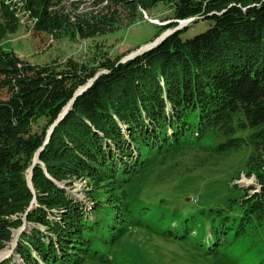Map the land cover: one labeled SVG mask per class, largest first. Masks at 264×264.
<instances>
[{
	"label": "trees",
	"instance_id": "obj_1",
	"mask_svg": "<svg viewBox=\"0 0 264 264\" xmlns=\"http://www.w3.org/2000/svg\"><path fill=\"white\" fill-rule=\"evenodd\" d=\"M123 1L133 2L109 0L116 5ZM134 2L144 10L167 3L173 7V19L196 17L193 22L208 20L210 26L186 39L182 32L188 26L184 27L132 60L108 58L96 66L71 62L65 68L22 59L2 44L5 33L0 32V249L11 239L10 228L22 223L17 215L26 214L34 227L21 234L15 254L24 264H63L65 258L74 263L71 246L80 249L92 240L93 231L104 228V223L95 229L90 225L85 205L71 199L62 183L85 175L94 178L104 168L128 177L156 149L193 145L219 115H228L230 127H222L220 133L212 130H217L215 150L240 143L229 137L235 125L253 130L247 167L262 183V191L243 204V199L232 200V215L214 210L227 224L215 229V218L210 219L201 235L202 249L218 252L241 227L244 230L242 217L248 219L246 225L264 220L258 214V204L264 206V0ZM52 5L53 0H27L38 26L46 31L60 28L66 20L52 14ZM8 10L0 0V30L14 17ZM177 26H163L159 35ZM76 29L84 36L99 30L81 21ZM100 72L74 99L77 90ZM72 99L48 138L46 129ZM41 120L45 127L33 131ZM227 129L229 135H221ZM42 147L40 163L32 171V189L27 171ZM33 200L35 207L28 210ZM175 217L182 223L187 219L184 214ZM183 236L185 230L176 235ZM14 260L15 256L6 264Z\"/></svg>",
	"mask_w": 264,
	"mask_h": 264
},
{
	"label": "rangeland",
	"instance_id": "obj_2",
	"mask_svg": "<svg viewBox=\"0 0 264 264\" xmlns=\"http://www.w3.org/2000/svg\"><path fill=\"white\" fill-rule=\"evenodd\" d=\"M1 1L14 16L8 25L1 26L0 32L5 33L2 44L31 63L54 64L59 68L68 67L71 62L96 66L108 58L124 57L129 50L135 51L154 40L164 30L162 24L173 21V7L163 2L144 10L135 7L134 0L119 5L109 0H53L49 10L67 21L63 20L60 28L46 31L38 26L39 19L27 6V0ZM79 21L99 30L84 36L76 29ZM209 26L208 20L193 22L182 32V37L191 38ZM227 117L219 115L193 145L156 149L152 158L149 156L148 162L128 177L104 168L94 178L80 176L63 185L71 199L85 205L90 225L95 229L104 223V228L98 233L93 231L92 240L80 249L71 246L74 263L67 258L62 263L264 264L263 219L246 225L248 219L242 217L244 230L241 227L232 239L229 236L228 244L216 253L211 250L208 254L202 249L201 235L203 228L206 231L211 225L210 219L215 218V229L227 224L214 210L232 215V200L238 199L234 203H239L243 199V204L252 194L262 191V183L247 167L253 149L252 129L235 125L229 137L234 141L239 139L240 143L214 149L217 130L230 127ZM44 127L41 120L32 130L40 131ZM50 130L51 127L46 129L47 137ZM33 203L34 200L28 210L35 207ZM258 206H262L258 214L263 218L264 206ZM178 214L187 215V219L182 223L175 217ZM17 217L22 223L10 228L11 239L0 249V264L12 261L14 256L16 260L12 264H24L15 254L21 234L30 232L34 225L28 223L24 213ZM181 230L187 236L179 239L176 235ZM40 264L47 263L40 261Z\"/></svg>",
	"mask_w": 264,
	"mask_h": 264
},
{
	"label": "water",
	"instance_id": "obj_3",
	"mask_svg": "<svg viewBox=\"0 0 264 264\" xmlns=\"http://www.w3.org/2000/svg\"><path fill=\"white\" fill-rule=\"evenodd\" d=\"M196 17H192V18H189V19H186V20H177V19H173V21H169L165 24H162V26H167L173 22H177L178 23V26L175 27V28H167L164 32H162L159 36H157L156 38H154V40H151V42H148L144 45H141L139 46L138 48H136V50L134 51L133 49L132 50H129L128 52H126L127 55H125L123 57V59L121 60V62H125V61H128V60H132L134 58H136L137 56L149 51V50H152L153 48L157 47L159 44H161L168 36H170L171 34H173L174 32L176 31H179V30H182L184 27H187L189 24L193 23V21H195ZM147 46V47H146ZM146 47V48H145ZM101 74L98 73L94 78L90 79L89 82L80 87L76 94H75V97L74 99L76 98V96H78L80 93H82L85 89H87L88 87H90L92 85V83L94 82L95 79L98 78V76ZM74 99H72L68 106L64 109V111L60 114L59 118L56 120L55 124L51 126V130L49 132V135H48V138L50 136V134L52 133L53 131V128L54 126L58 123V121L63 118V116L66 114V112L68 111V109L71 107V105L73 104V101ZM48 140V139H47ZM43 149V147L40 149V151ZM40 151H38L34 157V162H33V165L32 167L27 171V179H28V183H29V186L33 189V186H32V171H33V168L34 166L37 164V163H40V159H39V153ZM28 173L30 174L29 178H28ZM64 185V184H63Z\"/></svg>",
	"mask_w": 264,
	"mask_h": 264
},
{
	"label": "bare ground",
	"instance_id": "obj_4",
	"mask_svg": "<svg viewBox=\"0 0 264 264\" xmlns=\"http://www.w3.org/2000/svg\"><path fill=\"white\" fill-rule=\"evenodd\" d=\"M146 47H147V46H146ZM146 47H145V48H146ZM28 178H29V177H28ZM17 236H18V235H17ZM7 248H8V247H7ZM7 248H5V249H7ZM5 249H4V251H5ZM5 252H7V250H6ZM2 253H3V252H2Z\"/></svg>",
	"mask_w": 264,
	"mask_h": 264
}]
</instances>
